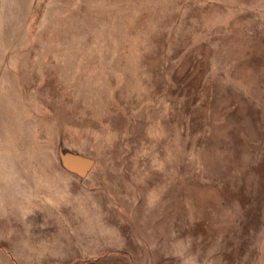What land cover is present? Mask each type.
I'll return each mask as SVG.
<instances>
[{"label": "rangeland", "instance_id": "1", "mask_svg": "<svg viewBox=\"0 0 264 264\" xmlns=\"http://www.w3.org/2000/svg\"><path fill=\"white\" fill-rule=\"evenodd\" d=\"M0 264H264V0H0Z\"/></svg>", "mask_w": 264, "mask_h": 264}, {"label": "water", "instance_id": "2", "mask_svg": "<svg viewBox=\"0 0 264 264\" xmlns=\"http://www.w3.org/2000/svg\"><path fill=\"white\" fill-rule=\"evenodd\" d=\"M66 168L70 171L85 175L92 166V160L79 156H70L64 158Z\"/></svg>", "mask_w": 264, "mask_h": 264}]
</instances>
